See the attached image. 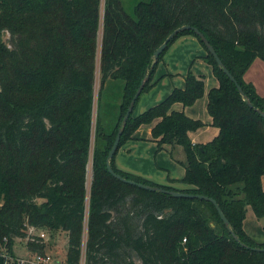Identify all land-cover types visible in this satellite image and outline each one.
Segmentation results:
<instances>
[{
	"label": "trees",
	"instance_id": "1",
	"mask_svg": "<svg viewBox=\"0 0 264 264\" xmlns=\"http://www.w3.org/2000/svg\"><path fill=\"white\" fill-rule=\"evenodd\" d=\"M103 0H0V264H19L15 238L26 225L66 232L65 264H80L86 219V176L95 104ZM100 92L88 207L85 264H264V243L244 230L247 208L264 220V118L251 108L193 30L169 42L154 69L153 54L177 28H198L215 48L253 106L260 96L244 75L264 61V0H104ZM182 36L195 37L219 86L207 110L218 135L195 144L189 132L204 126L174 104L193 105L205 81L188 70L183 88L134 115L166 51ZM142 94L111 161L124 178L167 190L202 194L215 205L125 183L107 169V157L143 78ZM116 113V115L114 114ZM117 116L113 126L107 118ZM156 123L158 150L183 147L187 186L160 185L119 169L116 156L142 125ZM119 122V123H118ZM172 183L177 180L171 179ZM40 245L39 249H42ZM27 264V263H25Z\"/></svg>",
	"mask_w": 264,
	"mask_h": 264
},
{
	"label": "rangeland",
	"instance_id": "2",
	"mask_svg": "<svg viewBox=\"0 0 264 264\" xmlns=\"http://www.w3.org/2000/svg\"><path fill=\"white\" fill-rule=\"evenodd\" d=\"M104 0L101 6V24L99 30V42H98V52H97V62H96V71H95V104L93 109V126H92V135H91V146L88 156V163H87V176H86V219L84 222V233H83V247H82V257L80 264H85L86 259V243H87V236H88V207H89V200L92 193V179H93V163H94V152H95V143H96V132H97V118L99 114L98 110V102H99V92H100V63H101V43H102V35H103V13H104ZM173 46L166 51L163 56V60L159 62L155 74L153 76L152 83L154 85L145 93H143L140 97V100L135 108L134 115H138L139 112H143L146 110L145 108L151 107L149 105L152 101L156 100L165 94L166 91L169 90L172 86H178L177 82L184 77L188 70L191 69L193 73L197 74L201 77H211L212 72L211 69L208 67L207 64L201 62L199 59L195 58L194 49L190 52L192 48L191 45L186 44L181 50L179 56L170 57L171 49ZM204 49V48H203ZM192 55L188 56V55ZM194 56V57H193ZM171 73V74H170ZM211 75V76H210ZM159 77H163L161 80H157ZM206 79V78H205ZM173 84V85H172ZM172 87V88H173ZM168 95H164L163 97L166 98ZM147 106V107H146ZM144 107V109H142ZM116 115V113H114ZM116 123L117 126V116L108 117L107 123H105V127L113 126ZM119 123V122H118ZM154 123V122H153ZM152 124V123H151ZM150 124H145L147 126ZM124 147H132L133 150L135 149V145L131 143L129 140L123 145ZM122 146V147H123ZM169 146V145H168ZM121 147V148H122ZM170 147V146H169ZM120 148V149H121ZM149 145H145L141 148L140 155L145 160L150 157V153L147 150ZM119 149V150H120ZM123 149V148H122ZM121 149V150H122ZM158 147L156 146V150ZM120 150V151H121ZM118 151V152H120ZM171 151V148H170ZM170 151H162L158 152V158L165 155L166 157H175ZM152 158V162H156L155 153ZM118 155V154H117ZM117 157V156H116ZM127 160V158H126ZM151 160L149 163H151ZM134 163V161H133ZM136 163H141V160H137ZM135 163V164H136ZM244 230L250 236L258 240H264V220L259 219L255 216L251 206H248L246 218L243 224ZM42 245V249L40 248ZM68 247V238L66 232L62 230H52L50 228L46 229H36L30 225H26V237L25 238H15V244L13 247V252L17 260H35V255L40 254L43 256H49L51 258L49 264H65L66 260V253ZM4 246L0 244V253L5 252Z\"/></svg>",
	"mask_w": 264,
	"mask_h": 264
},
{
	"label": "crops",
	"instance_id": "3",
	"mask_svg": "<svg viewBox=\"0 0 264 264\" xmlns=\"http://www.w3.org/2000/svg\"><path fill=\"white\" fill-rule=\"evenodd\" d=\"M186 44L192 46V48L190 49V52L193 51L194 49L195 51L194 53H196L194 56L196 59H199L201 62H204L205 64H207L201 58V56H204L206 54V50L203 49L199 41L193 36H182L178 38L172 44L173 48L171 49L172 51L170 53V57L179 56L180 50ZM188 56L192 57L191 54ZM207 65L211 69L212 76L210 75L211 77H203L205 81L204 96L198 99L191 106L184 107L181 103H176L172 107L173 110L183 111L189 117L196 119V120H201L204 123V126L202 128L196 131L189 132V136L192 142L195 144L207 143L211 141L212 139H214L219 133V129L212 124L213 120L207 110L208 92L210 91V89L214 87H218L219 81L213 73L212 66H210L209 64ZM195 75L198 76L197 74ZM162 78L159 77L157 80L159 81ZM244 79L246 80V82L252 83L254 85L257 93L260 96H264V61L261 59L254 60V62L250 65L249 69L245 73ZM177 85L178 86H175V87L183 88L185 86V78L182 77V79L177 82ZM172 87L169 88V90L165 92L164 94L165 96L169 95V93L173 90V88H175V87L173 88ZM163 96L156 98V100L152 101L149 105L154 106L160 103L162 100L165 99ZM142 109H144V107H142ZM145 109H148V107ZM140 113L142 112H139V114ZM156 121L157 120H155L154 123L147 125V126L142 125L139 129L135 131V133L133 134V138L129 140L131 143H133V145H135V149L133 150L132 147L123 146L122 147L123 149L121 148L122 150L121 149H120L121 151L119 150L120 152H118V155L116 157V165L119 169L123 171L142 176L143 178L151 182H154L156 184L173 185V187L178 188V189L187 188L185 184L180 182V180L185 175V168L182 164L186 160L185 151L183 147L181 146L169 145L170 146L169 147L168 144H166L163 146V149L160 150V152L170 151V148H171L170 152L174 154L175 157L169 158V157H166L165 155H162V157L158 158L157 153L159 152V150L158 149L156 150L157 142L152 137V128L154 124L156 123ZM145 145H149V148L147 150L150 153V157H148V159L146 160L142 158L140 155L141 148ZM154 151H157L155 153L156 162H152L153 160L152 158H154V155H153ZM139 159L141 160V163L138 164L136 162ZM150 160H151V163H149ZM171 179H174L177 181L172 183L170 181ZM262 186L264 189V175L262 176ZM250 237L258 243H264V240L262 241L258 240L251 235Z\"/></svg>",
	"mask_w": 264,
	"mask_h": 264
},
{
	"label": "water",
	"instance_id": "4",
	"mask_svg": "<svg viewBox=\"0 0 264 264\" xmlns=\"http://www.w3.org/2000/svg\"><path fill=\"white\" fill-rule=\"evenodd\" d=\"M185 30H193L202 40V42L205 44V46L207 47L208 51L210 54L213 55V57L215 58L218 66L223 69L224 73L231 79L232 82H234L239 90V92L241 93V95L243 96V98L246 100V102L248 103V105L251 108H254L255 111H257L263 118H264V111L255 108L251 102V100L248 98V96L244 93L243 88L241 87V85L238 84V82L236 81L235 77L230 73V71L225 67L224 63L222 62L221 58L219 57V55L217 54L215 48L212 46V44L208 41V39L205 37V35L196 27H193L191 25H184L182 27L177 28L176 30H174L168 37L167 39L156 49V51L153 54V63L151 64L150 67V71H152L156 65V63L159 60L160 55L166 50V48L168 47L169 42H171L174 37L176 35H178L180 32H183ZM150 78V72H147V74L145 75V77L143 78L139 88L137 89L131 103L130 106L127 110V113L125 114L121 126L118 130V133L116 135L114 144L112 146V148L109 151L108 157H107V169L109 171V173L111 175H113L114 177H116L117 179L131 184V185H137L140 188H143L145 190H149V191H153V192H162V193H167L172 195L173 197H177V198H197V199H201V200H206V201H210L212 202L217 211L219 212V215L221 217V219L224 221L225 225L227 226L228 230L232 233L234 239L238 242H240V239L238 237V235L233 233L232 228L230 227V223L229 220L227 219V217L225 216V214L223 213V211L221 210L219 204L217 203V201L211 197H208L206 195H202V194H193V193H188V192H183V191H179V190H167L161 187H157V186H153V185H147V184H143V183H138L134 180H130L127 178H124L123 176H121L120 174L116 173L111 165V161L114 158L118 148H119V144H120V140L122 137V134L124 132V129L127 125L128 119L130 118L131 114L134 111L135 108V104L136 101L138 100V98L140 97V95L143 92V89L146 85V83L149 81ZM256 251H264V247H254L253 248Z\"/></svg>",
	"mask_w": 264,
	"mask_h": 264
},
{
	"label": "built area",
	"instance_id": "5",
	"mask_svg": "<svg viewBox=\"0 0 264 264\" xmlns=\"http://www.w3.org/2000/svg\"><path fill=\"white\" fill-rule=\"evenodd\" d=\"M2 245V244H1ZM4 249L6 250V248L4 247ZM5 252H1L0 255H3L4 257L7 256V254H5ZM50 260L51 258L49 256H43V255H40V254H36L35 255V260L34 261H30V260H17V262L19 264H49L50 263Z\"/></svg>",
	"mask_w": 264,
	"mask_h": 264
}]
</instances>
